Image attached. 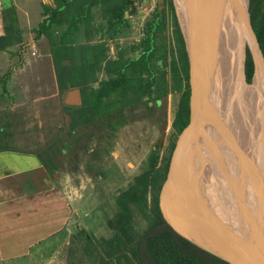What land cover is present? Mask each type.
Segmentation results:
<instances>
[{
  "label": "rangeland",
  "instance_id": "obj_1",
  "mask_svg": "<svg viewBox=\"0 0 264 264\" xmlns=\"http://www.w3.org/2000/svg\"><path fill=\"white\" fill-rule=\"evenodd\" d=\"M162 1H134L137 11L133 10L132 14L126 11L130 22L129 29L123 30L118 36L108 41L111 57L114 58L118 50H123L125 57L137 55L139 50L135 48L133 50L132 46L142 43L145 24L153 17L156 7ZM52 4L53 0H0L2 16L3 8H13L19 25L23 26L22 45L25 44V51H28L24 53V56L22 55L23 60L30 57L38 58V61L34 62L35 73L32 75L29 71L25 74L27 83L32 84L36 89H29V92L27 90L26 94L22 95L16 93L17 96L15 92L20 88L14 77L9 82L10 91H4V89L2 91L0 84V129L3 130L0 133L3 134L1 137L9 147L13 146L38 154L48 169L54 166V173L51 176L55 182V189L60 190L65 199L78 209V214L70 219L69 230L64 235L65 239L58 242L53 252H49L48 246L52 242H46L37 260L28 264H129L128 260L131 261L129 255H120L121 262L117 260L119 253L114 254L115 257H102L106 254L105 250L112 244L114 228L110 226L109 220L121 213L116 198L137 183L134 188L141 189L143 196L136 203L131 204L133 218L128 229L129 237L123 241L121 248L126 250L148 225L157 192V185L154 183L160 181L161 174L170 158L171 145L178 136L172 123L178 108L180 93L158 96V91H154L152 95L144 96L138 101L132 99L133 93L125 99L120 94H115L105 98L104 108L99 117L71 131L70 116L63 107L64 93L59 92L50 64L48 38L43 35L34 39L36 35L34 28H37L45 18L44 6ZM17 5L24 6L19 10ZM102 14V6H95V23L102 20ZM172 31L169 13L168 25L162 38L159 39L166 44L167 48L173 41ZM59 32L60 30L57 29L56 35ZM99 37L100 34L95 40H99ZM101 39L104 40L103 37ZM78 40H84V34L81 33ZM22 45H14L7 53L0 54V76L8 70L10 65H18L22 62V58L17 55ZM248 48V45L244 47L243 42L246 87V84L249 85L245 75V58ZM1 56H5V60L11 59L10 64H3L4 58ZM44 56L47 57L48 65L40 58ZM102 76L103 74L100 75ZM99 84L100 82H93L86 90L97 88ZM156 88L157 85H155ZM157 96L160 97V102H157ZM223 131L228 133L226 130ZM72 142H75L73 147L63 152V148ZM152 153L157 154L155 167L151 164ZM231 161L233 160L229 158V164ZM250 164L253 169L254 166L251 162ZM148 171H152L155 177L148 179L149 186L145 187L141 182L142 179L137 181L136 177ZM235 184L237 187L244 185L242 194L244 190L255 188L239 180H236ZM246 193L245 197H247ZM250 195L251 203L252 201L257 203V200H254L256 195L252 192ZM214 201L217 208L216 198ZM250 201L248 204L253 205V208L255 203L251 204ZM196 203L198 204L197 198ZM249 205L244 206L248 214V220L245 219V221L253 227L252 219L256 218V214L251 213ZM229 208L234 212L233 206ZM233 215L238 219L235 213ZM260 223L263 225L264 219ZM82 229H85L86 233L79 234ZM238 230L242 235L245 231L244 226L240 224Z\"/></svg>",
  "mask_w": 264,
  "mask_h": 264
},
{
  "label": "trees",
  "instance_id": "obj_2",
  "mask_svg": "<svg viewBox=\"0 0 264 264\" xmlns=\"http://www.w3.org/2000/svg\"><path fill=\"white\" fill-rule=\"evenodd\" d=\"M134 1L53 0L52 5L44 6L45 18L37 28H34L36 32L34 39L43 35L48 38L59 92L63 94L72 88L79 87L83 95L81 106L65 105V110L70 116L71 131L99 117L104 108L105 98L120 94L125 99L133 93L132 99L138 101L144 96L152 95L154 91H158V96L180 93L178 108L172 123L175 133L179 134L189 123L191 94L189 58L173 0H163L156 7L153 17L145 24L142 43L132 46L133 50L134 48L139 50L136 56L125 57L123 50H118L114 58L109 55L108 41L118 36L123 30L129 29L130 22L125 12L128 10L129 14H132L133 10L137 11ZM212 1L213 5L218 7L217 10L228 5V0ZM97 5L102 6L101 21L105 20V22L95 23L94 21V7ZM169 13L173 26V41L167 48L166 44L159 39L162 38L168 25ZM248 13L264 58V0H248ZM2 17L5 34L0 37V50L20 43L22 34L13 8H3ZM57 29L60 30L58 35H56ZM81 33L84 34V40H78ZM98 34H100L99 40H95ZM24 45L21 47L22 51L25 48ZM254 69V59L248 48L245 58L247 82H251ZM10 71L2 76V83L9 78ZM102 72L107 78L99 80L98 75ZM93 82H100V84L97 88L87 91V87ZM155 85H157L156 89ZM158 96L157 102L160 101ZM74 143L63 148V152L71 149ZM174 145L175 141L170 151L173 150ZM6 149H9L8 146L0 143V150ZM156 159L157 154L152 153V167H155ZM169 161L161 174L160 181L152 182L157 185V192L149 223L126 250L121 246L129 237L128 229L133 218L131 204L142 198L143 191L134 188L136 183L116 198L121 213L109 220L110 226L114 228L112 244L105 250L106 254L102 257H115L113 255L119 253L117 260L121 262V256L129 255L131 258V261L128 260L129 264H227L178 234L164 219L159 206V192L167 176ZM44 166L51 174L54 173V166L50 169L45 164ZM152 173L148 171L140 177L137 176L136 180L142 179L141 182L147 187L148 179L155 177ZM80 231L79 234L86 233L85 229Z\"/></svg>",
  "mask_w": 264,
  "mask_h": 264
},
{
  "label": "bare ground",
  "instance_id": "obj_3",
  "mask_svg": "<svg viewBox=\"0 0 264 264\" xmlns=\"http://www.w3.org/2000/svg\"><path fill=\"white\" fill-rule=\"evenodd\" d=\"M182 1L187 5V0ZM205 1L209 12L204 5L197 4L200 15H195L193 21L200 26L205 22L210 33L209 52L215 53L214 61L215 56L218 57V62L220 61L217 72L216 111L220 119L222 117L229 126L228 133H223V129L215 127L213 137L206 145L209 150H207L209 154L207 166L210 172L218 170L226 175L236 170L238 174L236 180L246 182L250 179L255 188L249 189L250 191L244 190L242 194V186L237 187L234 184V188L225 180H219L215 173L208 176L210 182L208 187L197 186L196 198L200 209L206 212L211 210L221 215L243 243L259 250L258 248H264V227L260 223L264 219V194H262L264 193V59L249 24L248 0H228V5L223 8L229 11V16L224 21L212 17L213 10L210 11V8H214L213 1ZM186 5H184L185 9ZM243 42L244 47L249 46L255 60V69L251 82L247 84L248 88L244 82ZM229 158L233 160L230 164ZM250 162L254 166L253 169ZM250 192L256 195L254 200H257V203L252 201L255 203L253 208V205L248 204L251 198ZM215 198L218 203L217 208ZM228 205L233 206L234 212L226 207ZM247 205L251 208V213L256 214V218L252 219L253 227L245 221L248 220L247 209L244 207ZM240 224L245 230L242 235L239 234L240 230H237Z\"/></svg>",
  "mask_w": 264,
  "mask_h": 264
},
{
  "label": "water",
  "instance_id": "obj_4",
  "mask_svg": "<svg viewBox=\"0 0 264 264\" xmlns=\"http://www.w3.org/2000/svg\"><path fill=\"white\" fill-rule=\"evenodd\" d=\"M182 2L173 0L189 58L190 120L176 138L167 176L159 192V206L166 222L178 234L227 264H264V248L252 249L250 245L242 242L235 234L236 231L228 226L221 215L211 210L206 212L196 203L197 186L208 187L210 184L208 176L216 173L219 180H225L234 187L238 174L236 170L234 171L235 168L231 169L233 173L226 175L218 170L210 172L207 166L209 150L206 145L208 141L210 143L215 127L229 130L216 111L217 72L220 61L218 62L217 56L214 61L215 53L209 52L210 33L205 22L200 26L193 21L195 15H200L197 8L199 5H204L209 12L206 1L187 0V5ZM217 8H210V11L213 10L212 17L224 21L229 16V11L223 7L217 11ZM125 14L128 15L127 12ZM251 30L257 41L252 27ZM63 102L71 106H81L83 104L81 89L75 87L66 91ZM224 147L228 148L227 145ZM244 183L254 187L250 179Z\"/></svg>",
  "mask_w": 264,
  "mask_h": 264
},
{
  "label": "crops",
  "instance_id": "obj_5",
  "mask_svg": "<svg viewBox=\"0 0 264 264\" xmlns=\"http://www.w3.org/2000/svg\"><path fill=\"white\" fill-rule=\"evenodd\" d=\"M23 6L17 5L19 10ZM18 27L21 30L23 28L19 22ZM23 34L22 30L20 43L7 46L0 50V54L7 53L14 45H22ZM25 48L23 51L20 48L17 54L22 58V62L18 65H10L7 70H11L10 76L4 83L1 78L7 71L0 76L2 91L3 89L10 91L9 82L13 77L20 88L15 94L22 95L26 94L27 90L29 92L36 89L32 84L27 83L25 74L29 71L32 75L35 73L34 62L38 61V58L26 59L24 57L23 60L22 55L28 52ZM1 57L4 58L3 64H10L11 59L5 60V56ZM40 58L48 65L47 57ZM49 58L55 76L51 51ZM101 74H103L102 77H100ZM100 75H98L99 80L107 78L104 72ZM65 105L67 104L64 103L63 107ZM2 131L0 129V133ZM2 135L0 134V143L4 145ZM8 148L0 150V264H28L37 260L46 242H52L48 245L49 252L55 250L58 242L65 239L64 235L69 230L70 219L78 214V209L65 199L60 190L55 189L51 173L46 169L38 154L13 146H8ZM24 260L26 263H21Z\"/></svg>",
  "mask_w": 264,
  "mask_h": 264
},
{
  "label": "built area",
  "instance_id": "obj_6",
  "mask_svg": "<svg viewBox=\"0 0 264 264\" xmlns=\"http://www.w3.org/2000/svg\"><path fill=\"white\" fill-rule=\"evenodd\" d=\"M1 12H2V7L0 5V37H2L5 34L4 21Z\"/></svg>",
  "mask_w": 264,
  "mask_h": 264
},
{
  "label": "flooded vegetation",
  "instance_id": "obj_7",
  "mask_svg": "<svg viewBox=\"0 0 264 264\" xmlns=\"http://www.w3.org/2000/svg\"><path fill=\"white\" fill-rule=\"evenodd\" d=\"M226 207H229V205L228 206H226ZM222 212H224V211H222ZM236 228H237V226H236ZM238 230V229H237Z\"/></svg>",
  "mask_w": 264,
  "mask_h": 264
}]
</instances>
